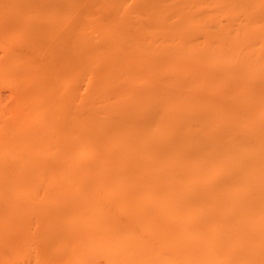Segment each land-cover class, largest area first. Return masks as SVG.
Masks as SVG:
<instances>
[{"label":"bare ground","instance_id":"1","mask_svg":"<svg viewBox=\"0 0 264 264\" xmlns=\"http://www.w3.org/2000/svg\"><path fill=\"white\" fill-rule=\"evenodd\" d=\"M119 2L1 33L0 264H264V0Z\"/></svg>","mask_w":264,"mask_h":264},{"label":"rangeland","instance_id":"2","mask_svg":"<svg viewBox=\"0 0 264 264\" xmlns=\"http://www.w3.org/2000/svg\"><path fill=\"white\" fill-rule=\"evenodd\" d=\"M113 1V0H112ZM120 0H118V3H116V5L117 4H119L120 2H119ZM133 0H125V2H126V4L127 5H129L131 2H132ZM109 2V0H0V66H3L4 67V64L6 63L5 61L6 60H4L5 58H7V54H9L8 52H6L7 50H6V48H4L3 46H7V45H9L8 43L9 42H11L12 41V39L14 38V36H16L14 39H13V41L15 42L16 40H17V38H18V41H19V38L21 39V37L22 38H24L23 36L25 35V36H27L26 35V31L28 32L29 30H31L32 32H33V34L36 36V37H38L37 39L39 40V37H40V35L42 34V33H44L45 35H42V38H40V40L43 42V44L45 43V45H43L42 43V47L43 46H45V49H49V47L51 46L54 50H55V52L57 51H59V49H60V51L62 52V48H63V46H64V38H63V36H65L64 35V33L61 31H59L63 36H61V34L60 33H57L58 31H56V34H54V32L52 33L51 31V29L53 28H51V26H53L55 23H60V25H62V27L60 26V29L59 30H61V29H63V27H64V25L65 24H69L70 23V20L72 21V19L71 18H73L72 16L73 15H77L76 14V12H75V10H77V13L79 12H85L86 13V11L85 10H88V12L86 13V15L88 14V13H90L89 15L92 17V16H94L93 14H95L97 11L99 12V11H104L103 10V6H107L106 4ZM115 2H116V0H115ZM114 2V3H115ZM121 2H124V0H121ZM124 2V3H125ZM109 3H111V1L109 2ZM109 3H108V5H109ZM113 3V2H112ZM111 3V4H112ZM113 3V4H114ZM121 4V3H120ZM123 4V3H122ZM127 5H125L126 7H127ZM101 6V7H100ZM112 6V7H111ZM111 6H107V7H109L108 8V10L111 12L110 14H113L114 12H116V10H118L117 9V7L115 6H113V5H111ZM124 6V7H125ZM96 7H100L101 8V10H100V8H96ZM111 7V8H110ZM92 8H93V10H92ZM95 9H97V10H95ZM99 9V10H98ZM104 9H106V8H104ZM72 10V11H71ZM73 10H74V14L72 13L73 12ZM79 10V11H78ZM96 12H95V11ZM92 11H94V12H92ZM105 12H107L108 13V15H109V12L107 11V9H106V11H104L103 13L101 12V13H96L97 14V17H98V15L99 14H101L102 16H100V17H102L103 19H105V17L107 16V15H105ZM79 13H78V15H79ZM106 13V14H107ZM105 15V16H104ZM94 17H96V16H94ZM93 17V18H94ZM96 19V18H95ZM94 19V20H95ZM101 19V18H100ZM103 19H101V20H103ZM52 20H56L57 22H55V23H52L53 21ZM98 20L99 19H96L95 21H97L98 22ZM52 21V22H51ZM51 22V24H50V26H49V23ZM100 22H102V21H100L99 20V22H98V24L100 23ZM45 24V26L47 27V25H48V27L49 28H46L45 26V29L44 28H42V24ZM93 24V23H92ZM94 24H97L96 22H94ZM93 24V25H94ZM22 25H24V26H28V28L26 27H21ZM59 25V24H58ZM5 26V27H4ZM10 27V28H12L13 29V31H12V29H10V32H9V29L8 28H6V27ZM41 26V27H40ZM65 26H68V25H65ZM94 26H96L98 29H99V27L101 26V24L100 25H94ZM21 28H23V29H21ZM30 28V29H29ZM44 29V30H42V32L41 31H39L38 29ZM5 29H7L8 31H7V33H11L12 34V38L11 37H9L10 38V41L9 42H6L5 41V39H8L9 40V38H7V36H10L9 34L7 35V34H4V37H5V39H3L4 37L1 35V33H2V31H4V32H6L5 31ZM27 29H29V30H27ZM48 29V30H47ZM65 29V28H64ZM47 30V31H46ZM31 32V33H32ZM45 32H47V33H52V34H50V36L48 35V34H46ZM14 33V34H13ZM29 33H30V31H29ZM28 33V34H29ZM3 34V33H2ZM40 34V35H39ZM54 34V35H53ZM5 35H7V36H5ZM22 35V36H21ZM32 35V34H31ZM34 35H32L33 36V39L32 40H34V38H36ZM53 35V36H52ZM31 36V37H32ZM63 38V39H62ZM4 40V42L5 43H7V44H5L4 42H2L1 40ZM25 39H29V38H25ZM51 39H54V41L53 42H51ZM62 39V40H61ZM7 40V41H8ZM39 40V41H40ZM48 43H50V45L48 46ZM3 44V45H2ZM62 46H61V45ZM61 48H60V47ZM4 49V50H3ZM4 52H6V54L4 53ZM61 52H59V53H61ZM59 53H56V54H59ZM4 55H5V57H4ZM1 63H3V65H1ZM1 70H3L2 69V67H1V69H0V71ZM1 73V72H0ZM1 76V75H0ZM0 80H2V79H0ZM1 85H2V82L0 83ZM4 86V85H3ZM0 88H1V90H3L2 92L3 93H1L2 95V98L4 99L3 101H2V103L1 104H3V105H0L1 107L2 106H4V109L6 108L7 110H9L10 108H8V107H5L6 106V103H10V107L11 106H13V102H12V100H11V98H9V91L7 90L8 88H6V86H4V87H2V86H0ZM1 90H0V92H1ZM10 97H11V95H10ZM2 98H1V100H2ZM0 100V101H1ZM12 104V105H11ZM7 106H8V104H7ZM2 111L4 110L3 109V107L2 108H0ZM2 111H0V114H1V112ZM5 111V110H4ZM3 111V113L5 114V112H7V111H5L4 112ZM7 116H5V115H3V114H1L0 115V119H2V118H6ZM1 121H3V120H1ZM43 195V194H42ZM5 205H7V204H5ZM8 205H9V203H8ZM2 206L4 207V203L2 204ZM0 208H2L1 206H0ZM41 208H42V206H41ZM41 208L39 209V211L41 210ZM3 209H5V208H3ZM7 209V208H6ZM37 209V208H36ZM43 209V208H42ZM4 211V210H3ZM6 211V210H5ZM37 212V211H36ZM40 213H45L43 210H42V212H40ZM39 213V214H40ZM50 213V212H49ZM3 214L4 213H0V216H2L3 217ZM42 214H40V215H42ZM7 216V215H6ZM4 217H5V215H4ZM33 217V216H32ZM41 217V216H40ZM6 218V217H5ZM47 218V220H48V222L46 221V223H47V225H45L42 229H40V234L38 235V237L36 236V238H35V241H37V242H39V243H41V245H43V243H42V241L44 240V239H46V232H47V230H52L53 228V226H54V223H55V221H57V220H55V218H54V216L53 215H51V216H47L46 217ZM1 219V218H0ZM27 219H28V217H23V216H18L17 218H16V220H17V222H18V224H21V223H24V224H26V222H27ZM30 220H32V219H30ZM34 220L36 221L35 222V224H33V225H37L39 222H40V224H41V221L40 220H38V216L36 217L35 216V218L32 220L33 222H34ZM41 220H42V218H41ZM32 221H31V223H32ZM58 222V221H57ZM2 222H1V220H0V224H1ZM40 224H38V225H40ZM29 225V224H28ZM32 225V228L34 227ZM36 227V226H35ZM28 228V227H27ZM36 230L37 229H35V230H33V235H34V233L36 232ZM35 231V232H34ZM16 233V232H15ZM30 233V232H29ZM32 235V234H31ZM32 237H34V236H31L30 238L32 239ZM34 240V239H33ZM39 245V244H38ZM37 245V246H38ZM11 252V249H10V247H6L5 249H4V254H9L8 255V260H12V261H17V254L15 253V252H13V253H10ZM33 252V251H32ZM34 254H35V251H34ZM31 255H32V253H31ZM30 256V255H29ZM29 256L27 255V256H25V260L24 261H26V263L25 264H37V261H34L33 259H32V257L33 256H30L31 258H30V260H32L31 262H30V260L28 261L27 260V257L29 258ZM36 256L37 255H35V259H36ZM7 259V258H6ZM38 259V258H37ZM36 259V260H37ZM11 261V262H12ZM7 262H9V261H7ZM20 262H21V260H20ZM24 263H22V264H24Z\"/></svg>","mask_w":264,"mask_h":264}]
</instances>
